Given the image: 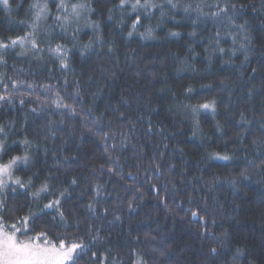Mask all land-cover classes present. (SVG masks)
Instances as JSON below:
<instances>
[{
    "label": "trees",
    "instance_id": "16d2710c",
    "mask_svg": "<svg viewBox=\"0 0 264 264\" xmlns=\"http://www.w3.org/2000/svg\"><path fill=\"white\" fill-rule=\"evenodd\" d=\"M31 2L13 0L11 12L0 5V39L7 42L9 37L15 39L29 31L26 25L31 24ZM234 2L238 5L235 22L245 24L246 32L237 35L233 29L232 34L238 41L236 47L244 42L245 34L249 37L247 61L243 50L231 56L230 38L221 39L223 54L212 52L215 45L210 46V38L215 37L217 28L224 36L227 22L214 25L209 19L194 26L181 11L176 12L175 19L154 14L141 19L143 25L153 28L152 37H142L139 33L146 27L138 26L139 33L129 38L131 20L127 15L123 26H118L119 13L108 19L107 10L114 5L95 2L91 19L100 25L103 47L96 42L93 28L83 24L75 42L71 32L64 39L56 38L59 29L52 31L55 25L49 18L37 29L38 43L44 49L40 56L34 55L28 43L4 53L7 63L0 65V73L32 84L33 88L24 91L35 93L16 97L13 104L0 107V123L14 125L8 138L10 154H22L25 137L33 141L36 162L16 175L25 180L31 177L33 190L46 179L59 177V182L52 179L57 188H67L71 179H77V190L68 205L78 208L76 218L87 215L84 205L91 199V186L102 185L107 193L102 199L108 203L97 206L100 215L94 219L100 240L92 251L99 257L110 249L108 264L113 258L117 264H136L137 254L147 264L154 260L164 264L169 259L175 264H237L233 261L237 248L244 253L238 264H264V166H260L264 130L259 128L264 124L260 115L264 112V0ZM229 14L233 15L231 11ZM193 31L195 35H190ZM172 32L179 36L170 35ZM47 41L53 48L61 43L69 49L68 70L61 68ZM90 41L94 53L82 57L80 50ZM5 83L12 91L10 81L5 79ZM21 98L23 106L19 104ZM60 98L76 109V115L56 107L53 101ZM211 101L216 102L215 113L201 110L195 119L180 107ZM38 104L43 106L38 109L39 115L31 113ZM117 111L124 113L123 123ZM241 113L247 117V124H242ZM129 120L137 124L122 142L119 133H129ZM149 122L151 133L146 127ZM105 135L108 141L102 139ZM217 153L230 159L220 160ZM157 163L162 167L160 172L154 171ZM245 169L248 179L239 176ZM213 176L218 181L209 191L208 181ZM233 178L237 179L236 189L229 185ZM153 184L167 188L168 209ZM8 195L10 207L31 204L20 193ZM18 195L20 199H14ZM133 196L138 198L136 210L130 212L127 201ZM194 205L207 207L215 218V226L209 224L207 235H201L198 225L190 222L187 212ZM32 208L38 211L35 204ZM103 208L109 209L106 217ZM111 213L120 220L115 221ZM48 219L37 221V226ZM224 232L228 237L221 247L217 240H225ZM84 242L88 244L90 238L84 236ZM164 245H168V254L161 256L159 247ZM211 247L220 254L211 255ZM90 259L85 254L80 264H88Z\"/></svg>",
    "mask_w": 264,
    "mask_h": 264
},
{
    "label": "snow or ice",
    "instance_id": "6c2138e0",
    "mask_svg": "<svg viewBox=\"0 0 264 264\" xmlns=\"http://www.w3.org/2000/svg\"><path fill=\"white\" fill-rule=\"evenodd\" d=\"M106 4L112 3L113 8H109L108 19H113V13H119V25L123 26L125 15L131 20V24L128 27L127 35L129 38L134 33H139V27H146L141 23V19H147L151 16L159 15L163 19L166 15L170 19H175L177 11H181L184 14L186 20H191L195 26L199 23H207L210 19L214 25H223L227 22L229 26L225 35H221L220 28L215 31V37L210 38V46L214 44L215 47L212 52H219L223 54L225 49L220 47L221 39H231L233 47L229 50L231 56H235L237 51H244V60L247 61L248 54L247 48L250 43L249 37L244 35V42H239V47H236L238 41L234 36L233 29L237 30V35L240 32H246L245 24H237L235 22V13L238 5L234 0H32L29 5V12L31 13V24H27L29 31L23 36H17L15 39L9 37L7 42L0 39V65L6 64L4 59V53L7 50L15 48L17 46L23 48L25 43L31 45V51L34 55L40 56L44 49L40 47L37 40V29L40 26L41 21H47L51 18L55 28L59 29V33L56 38L64 39L65 34L71 32L73 41L77 38V33L80 31V26H91L96 36V42L103 47V41L101 39L100 25L91 19V16L96 12V8L93 3ZM13 0H0V5L3 6L5 11L11 12ZM242 9L243 5H239ZM55 9V12H53ZM233 15H230L229 12ZM195 13V16L192 14ZM21 23H26L21 21ZM139 26V27H138ZM50 34V33H49ZM142 37L148 38L153 36V28L151 26L146 27L144 33H139ZM172 36H179V33L172 32ZM195 35V31L190 33ZM248 42V43H246ZM48 50L56 53L60 66L64 70L69 69L70 61L68 60L69 49L66 45L57 43L55 47H51V41H47ZM111 51V49H109ZM94 53V44L90 41L88 44L83 45L80 50V55L83 57L86 54L91 55ZM23 54V53H21ZM211 55V53H210ZM255 72V69H253ZM139 75V73H138ZM5 79H8L11 83L12 91H9V84L5 83ZM67 84V81H65ZM25 88H33L32 84H26L19 79H12L7 77L6 73H0V107L13 104L16 97H23L24 95H34L35 93H26ZM188 93L192 92V88H188ZM80 94L79 82H76V95ZM249 95H252V90H249ZM39 99V97H37ZM123 100V98H122ZM57 108L69 109L72 115H76V109L69 104L63 102V98L53 101ZM125 104L128 101H123ZM24 99H19V104L23 106ZM43 106L38 104L36 107H32L30 112L39 115L38 109ZM184 110L190 112L195 119L201 110H210L213 113L216 111V102H206L198 105L182 104L180 105ZM116 115L120 119V123L124 122V113L117 111ZM264 116V112L260 113ZM142 119V117H141ZM242 124H247V117L241 113ZM198 123V121H197ZM128 124L131 126L128 134L123 132L119 135L123 140L127 139L131 135V129H135L137 121L129 120ZM51 122H48V130L52 131ZM148 132H152V125L146 126ZM14 125L9 123H0V264H80L84 255L90 256L88 264H108L109 257L111 256V250L108 249L106 253H101L97 257L96 251H92V248L100 240L99 229H95V219L98 218L100 213L97 206H103L108 201L102 199L106 195V191L99 183L91 186V191L88 195L91 197L90 201L84 205L87 215H83L80 218H76V212L78 208H69L68 205L72 202L71 198L73 193L77 190V179H71L67 188H57L52 179L59 182V177L52 179H46L40 184L38 189L33 190L34 182L29 177L28 179H22L16 175L19 171H26L27 166L36 162L35 156L32 154L33 141L25 139L21 142L23 150L21 155L12 156L9 151L8 138L9 134L13 131ZM259 128L264 130V124H260ZM247 130V129H245ZM161 135H163V128L160 129ZM264 136V131L261 132ZM49 138V137H46ZM167 138V137H165ZM103 140L108 141L109 137L105 135ZM253 143H257L253 141ZM115 147V145H113ZM167 148V145H164ZM37 148L39 146L37 145ZM216 156L220 160H229L227 155L220 156L218 153ZM257 167L256 164L251 165ZM260 166H264V158L260 161ZM170 167H175L171 165ZM162 167L159 163L154 166L155 172H160ZM95 171V170H94ZM109 172L113 169L109 168ZM131 175V174H129ZM240 177L248 179L247 169L241 171ZM39 179V175H37ZM218 177L213 176L208 183L211 185L209 191H211ZM229 185L236 189L237 179L233 178L229 180ZM152 188L157 192L159 198L164 201V207L169 208L167 204V188H157L155 184ZM9 193H20L25 199H30L31 204L22 203L19 208H13L9 205ZM160 193H164L160 196ZM19 200L20 196L14 197ZM78 200L79 197H76ZM138 198L133 196L131 200L127 201V206L130 212L136 210L135 201ZM143 199V197H139ZM43 201H47L46 203ZM182 203V202H181ZM32 204L36 205L37 210L32 208ZM180 204H177L179 207ZM25 209H27L25 211ZM169 211H172L169 209ZM109 209L103 208V216L109 215ZM115 221H119L120 217L111 213ZM187 215L190 217V222L198 225L201 235H207L209 231V224L215 226V218L209 213L207 207H201L200 205H194L193 208H189ZM47 223L41 226H37V221L49 218ZM83 225V227H81ZM95 229V230H94ZM50 230V231H49ZM62 234L55 235V233ZM84 233V235H73V233ZM84 236L90 238V242L86 244L84 242ZM223 236L225 240H217V244L221 247L228 237V233L224 232ZM154 239V237H153ZM215 239V237H214ZM159 247V246H158ZM168 245L159 247V254L161 256L167 255ZM210 253L213 256H217L218 253L216 247L210 248ZM241 249H236V255L233 257V261L237 262L239 257L243 256ZM111 264H117L115 258L111 260ZM136 264H147V261L143 256L137 254ZM153 264H157L154 260ZM164 264H175V261L169 259L164 261Z\"/></svg>",
    "mask_w": 264,
    "mask_h": 264
}]
</instances>
